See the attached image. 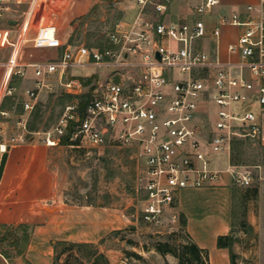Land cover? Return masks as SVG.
<instances>
[{
	"label": "built area",
	"instance_id": "2783aa9c",
	"mask_svg": "<svg viewBox=\"0 0 264 264\" xmlns=\"http://www.w3.org/2000/svg\"><path fill=\"white\" fill-rule=\"evenodd\" d=\"M47 1L0 0V18L18 13L9 59L12 72H22L25 64L34 70L18 130L9 133L7 120L0 123L3 152L29 139L27 111L45 85L52 87L46 78L57 73L75 99L65 105L54 129L44 132V140L57 145L69 133L72 142L134 147L144 166L147 221L160 223L165 207L173 205L183 190L213 187L225 174L243 185L252 182L251 171L237 172L230 156L237 137L264 144V0L248 3L245 15L218 12L213 23L210 17L221 0L192 2L189 13L194 16L178 20L167 17L174 0H136L134 16L116 20L104 43L68 44L55 58L19 62L20 50L29 40L40 48L64 45L55 21L37 24L38 11ZM223 24L242 26L228 43L236 58L222 59L213 45ZM86 64L103 71L90 80L69 73ZM8 80L3 92L0 88V113L6 117L9 110L1 103ZM214 156H226L227 164H219ZM178 217L173 212L170 220Z\"/></svg>",
	"mask_w": 264,
	"mask_h": 264
},
{
	"label": "rangeland",
	"instance_id": "374dc122",
	"mask_svg": "<svg viewBox=\"0 0 264 264\" xmlns=\"http://www.w3.org/2000/svg\"><path fill=\"white\" fill-rule=\"evenodd\" d=\"M114 2L103 0L79 19L70 35L71 43H104L108 30L122 16V9ZM47 20L42 18L37 24ZM16 34L17 26L4 17L0 18V88L5 80L4 72ZM59 54L61 49L35 47L28 41L20 50L17 60H46ZM20 67L22 72L13 71L8 78L7 85L11 91L7 89L3 98V108L9 110V115L6 117L0 113V123L7 120L9 133L18 130L17 119L25 110V90L34 85L33 66L25 64ZM99 71L103 69L86 64L70 68L69 73L92 79ZM46 82L52 87L45 85L35 106L27 111L28 127H32L30 130L41 139L45 131L54 129L65 105L75 99L60 83L57 73L47 77ZM1 89L3 92L4 87ZM57 145L50 157V164L57 172L62 204L45 207L50 211L59 208V214L51 216L46 213L42 221L12 230L2 227L3 236L7 238L1 250L9 251L13 262L92 264L97 254L102 252L105 257L99 259L101 264H177L178 258L171 252H160L154 245L155 241L165 238L171 232H175L172 237L175 243L193 238L181 219L185 216L187 219V212H191L193 207H200L201 203H204L206 211L212 210L213 201L227 207L232 230L239 233L235 234L234 242L241 243L245 237H255V234L259 240V229L256 232L253 230L247 222V216L251 210L264 209L262 143L237 137L232 144L231 162L237 164V172L244 169L251 171L250 184H240L231 174H225L227 177L213 187L185 189L173 205L165 207L160 223L147 221L143 216L147 196L143 188L144 166L136 158L134 147L93 145L85 141H69ZM214 157L223 166L228 162L226 156ZM173 212L179 216L176 221L170 220ZM240 229L248 230L246 236ZM16 235L18 242L12 243ZM77 242L86 244L79 247ZM242 264H264V248H258L256 256Z\"/></svg>",
	"mask_w": 264,
	"mask_h": 264
},
{
	"label": "crops",
	"instance_id": "0c3cea01",
	"mask_svg": "<svg viewBox=\"0 0 264 264\" xmlns=\"http://www.w3.org/2000/svg\"><path fill=\"white\" fill-rule=\"evenodd\" d=\"M102 1L48 0L42 10L38 11L39 21H37L40 22L42 18H47L48 20L45 22L55 21L57 23L58 33L62 37L64 45L52 48L61 49L62 53L66 45L72 44L70 35L75 24ZM197 1H172L167 17L173 20L193 17L194 15L189 13L190 3ZM250 2L258 5L259 0H221L215 7L210 22H215L217 13L222 11H240L242 15H245L247 4ZM114 3L122 9L120 18L124 19L132 18L138 8L136 0H115ZM17 15V12L11 13L7 21L12 17L18 18ZM13 24L16 25V23ZM241 31L242 26L240 25H222L219 37L213 40V45L222 59L236 58L237 55L229 52L228 43L235 40ZM35 32L36 26L30 29L29 36L32 38ZM4 73H6V68ZM57 147L58 145H50L44 138L41 139L35 132H31L27 141L12 144L8 150L7 160L0 178L1 264H26L22 261L13 262L11 256H6L2 252L1 245L7 238L6 235L3 236L4 228L5 230L13 229L22 224L42 221V217L46 213L51 216L59 214V208L50 211L45 207L46 205L62 204L57 172L50 164V157ZM2 154L3 151L0 149V160ZM226 177L224 176L222 180ZM211 203L213 206L210 211L204 209V203H201L200 207L190 209L191 212H187L185 227L199 245L208 249L209 264H231L230 247L219 245L218 236L227 233H232L235 236L239 233L232 230V220L227 207L224 208L221 203L216 201ZM247 222L255 232L259 229V240L255 234V237L251 235L245 237L241 243L233 242L232 248L238 253V264L249 261L256 256L258 248H264V209L251 210L247 216ZM39 227L41 226L39 225ZM240 232L246 236L248 230L240 229Z\"/></svg>",
	"mask_w": 264,
	"mask_h": 264
},
{
	"label": "trees",
	"instance_id": "16d2710c",
	"mask_svg": "<svg viewBox=\"0 0 264 264\" xmlns=\"http://www.w3.org/2000/svg\"><path fill=\"white\" fill-rule=\"evenodd\" d=\"M90 80V78L88 79ZM84 100H82L81 104L84 105ZM1 107H4V101L1 103ZM30 129H33L30 127ZM69 142V133H66L62 137V143ZM181 222L185 224L186 219H181ZM27 224H22V226H26ZM12 230V229H10ZM175 232L169 233L165 238L158 239L155 241V247L162 253L171 252L178 258L177 264H209V252L208 249L199 245L193 238L185 239L180 243H175L172 240ZM18 236L16 235L13 238L12 243L18 242ZM26 238V235H25ZM236 236L232 233L220 234L218 236L219 245L229 246L230 247V256H231V264H238V253L233 250L232 244L235 240ZM86 242H77V246H83ZM2 252L6 256H10L11 254L7 250H2ZM18 252H21L19 250ZM101 257H105V254L99 252L97 257L93 259L92 264H101L99 259ZM68 264V263H65Z\"/></svg>",
	"mask_w": 264,
	"mask_h": 264
},
{
	"label": "water",
	"instance_id": "95a60500",
	"mask_svg": "<svg viewBox=\"0 0 264 264\" xmlns=\"http://www.w3.org/2000/svg\"><path fill=\"white\" fill-rule=\"evenodd\" d=\"M8 21L10 23H16L18 21V18L12 17ZM158 56L160 57V53L159 52H158ZM114 79L115 80H120L119 74H115ZM8 150H9V148L3 152L1 160H0V178H1L4 166H5V163H6V160H7Z\"/></svg>",
	"mask_w": 264,
	"mask_h": 264
},
{
	"label": "bare ground",
	"instance_id": "6f19581e",
	"mask_svg": "<svg viewBox=\"0 0 264 264\" xmlns=\"http://www.w3.org/2000/svg\"><path fill=\"white\" fill-rule=\"evenodd\" d=\"M11 72H12V62L11 61H8L7 62V67H6V73H5V81L3 82V87H5L6 82H7L8 78L11 75Z\"/></svg>",
	"mask_w": 264,
	"mask_h": 264
}]
</instances>
